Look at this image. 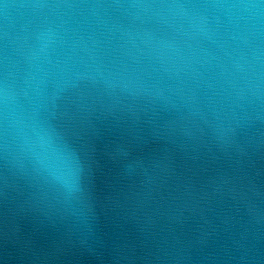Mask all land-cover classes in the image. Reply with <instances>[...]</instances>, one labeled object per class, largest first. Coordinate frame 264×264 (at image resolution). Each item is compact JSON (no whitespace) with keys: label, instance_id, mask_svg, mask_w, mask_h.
<instances>
[{"label":"water","instance_id":"water-1","mask_svg":"<svg viewBox=\"0 0 264 264\" xmlns=\"http://www.w3.org/2000/svg\"><path fill=\"white\" fill-rule=\"evenodd\" d=\"M0 264H264V0H0Z\"/></svg>","mask_w":264,"mask_h":264}]
</instances>
